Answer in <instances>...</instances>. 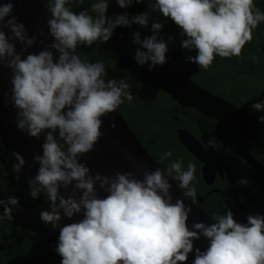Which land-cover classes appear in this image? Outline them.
I'll list each match as a JSON object with an SVG mask.
<instances>
[{"label": "clouds", "instance_id": "9594fccd", "mask_svg": "<svg viewBox=\"0 0 264 264\" xmlns=\"http://www.w3.org/2000/svg\"><path fill=\"white\" fill-rule=\"evenodd\" d=\"M70 2H46L51 17L47 19L48 33H39L44 37L40 43L45 44L49 34L53 42L45 44L47 50L26 57L24 53L38 37H30L13 14L16 0L0 3V69L13 73L9 103L17 110V127L30 137L45 136L43 154L33 156L39 164L38 173L28 183L34 200L46 192L51 202L50 210L41 211L40 219L59 229L55 251L61 264H187L193 251V264H264V215H249L247 223L241 224L227 210L216 215L212 224L189 226L192 207L183 199L173 202L169 180L178 181L184 196L195 203L194 163L189 162L185 170L182 159L174 160L166 169L145 171L140 179L133 171L92 175L87 163L80 162L104 136L102 118L116 112L125 101L131 102L133 95L126 80L107 79L103 62L90 63L77 54L81 45L109 41L120 26L147 28L151 13L158 12L181 29L185 37L182 48L196 52L187 56V61L207 71L216 56H242L264 22V11L254 0H148L149 12L131 18L125 12L109 18L110 0H93L90 8L78 14L67 6ZM143 2L116 0L122 9ZM163 27L161 22L152 23V35L143 40L139 31L134 34L133 42L139 45L135 61L140 66L147 64L149 71L167 63L168 43L160 36ZM16 41L23 45L22 52L17 51ZM251 59L259 62L256 56ZM252 108L264 112V102L254 103ZM258 120L264 123V115ZM111 127H116L115 122ZM208 144L212 147L214 141ZM14 155L18 163L13 168L19 174L25 160L19 153ZM172 155L168 151L160 159L170 160ZM97 185L107 193L105 197L99 196ZM70 186L68 195L60 194L61 187L68 192ZM9 205L22 211L15 196L0 199L4 209L0 221L13 220ZM61 212L69 219L82 213L83 219L62 226ZM201 236L209 241L204 251L194 244Z\"/></svg>", "mask_w": 264, "mask_h": 264}, {"label": "trees", "instance_id": "16d2710c", "mask_svg": "<svg viewBox=\"0 0 264 264\" xmlns=\"http://www.w3.org/2000/svg\"><path fill=\"white\" fill-rule=\"evenodd\" d=\"M91 2L93 0H83V2L71 0L67 6L78 14L79 11L90 8ZM254 3L261 11H264V0H254ZM132 6L134 16L150 11L148 0H144L143 3H134ZM154 22H161L164 25L160 36L168 43L167 66L191 78L212 93L231 101L251 116L258 118L264 115V112H257L252 108L254 103L264 102V22L255 30L253 41L244 47L241 57L227 59L216 56L212 67L207 71L187 61L186 57L194 56L196 52L182 48L181 41L185 37L181 35V29L170 18L163 17L161 13H151L148 27L141 26L143 33L140 25L135 24L136 32L141 33L142 40L152 35L151 24ZM77 52L84 61L103 62L106 65L107 79L117 81L124 79L129 83L133 100L125 101L117 110L163 169H166L171 161L181 159L185 170L189 162L196 165V181H194L197 188L196 203L212 219L216 215H223L227 210H231L238 222L235 211L239 212L243 204L249 208L259 209L261 191L247 178L244 172L247 166L242 164L236 152L229 150L226 152V160L232 166L235 176L231 188H228V184L219 178L215 184L209 186L202 175V163L182 144L176 132L178 128L184 127L197 137L201 132L208 135L218 132L223 137L238 135L233 129L206 117L192 107L179 105L169 94L141 81L129 71L120 69L116 63L115 32L109 41L98 42L91 47L81 45ZM252 56L258 57L259 62H254L251 59ZM214 137L219 140L217 135ZM44 139L45 136L41 135L40 140L44 142ZM247 143L251 151L264 163V152L256 145L248 141ZM168 151L173 153L170 160L161 161V154ZM0 155V186L3 191L8 196H15L19 200L32 198L29 179L15 172L13 168L15 162L10 157L1 137ZM242 180H246L247 184L241 183ZM216 188L220 191L211 192ZM199 198H203V201L200 202ZM43 199H47L46 192L42 193L38 200ZM241 217L247 222L244 215ZM58 238L59 232L35 233L0 221V264H61L62 258L55 251L59 242Z\"/></svg>", "mask_w": 264, "mask_h": 264}, {"label": "water", "instance_id": "95a60500", "mask_svg": "<svg viewBox=\"0 0 264 264\" xmlns=\"http://www.w3.org/2000/svg\"><path fill=\"white\" fill-rule=\"evenodd\" d=\"M7 0H0V3H5ZM47 0H16L14 15L18 18L19 23H23L29 36L36 35L37 42L32 47L28 48L27 54H38L40 51L47 50L45 44L53 42V38L49 34L45 40V44H41V31L48 33L47 19L51 17L48 10ZM128 13L129 18L134 16L133 6L122 9L116 3V0H110L109 10L107 15L109 18L115 15ZM142 33L143 28L140 26ZM8 32L7 29H5ZM116 41V63L120 69H124L133 74L141 81L156 87L159 90L169 94L179 105L192 107L198 110L203 115L215 119L217 122L232 127L238 133L246 136L250 141L257 144L264 150V123L258 119L252 118L242 109L234 105L232 102L217 96L209 90L202 87L200 84L185 76L179 71H175L166 64L157 65L152 71H149V66L146 64L140 66L135 61L136 48L134 45V34L136 32V25L133 24L130 28L120 26L114 30ZM11 36V33L8 32ZM18 52H22L23 45L16 41ZM54 57L58 59V53ZM78 54V52H77ZM80 56V55H79ZM150 64V62H149ZM12 71L8 68L0 69V137L9 151L10 157L15 163H18L15 153H19L24 157L25 166L19 173L27 179L34 178L39 169V164L34 163L33 156L42 153L43 142L37 138L30 137L22 132L17 127V110L14 105L9 103L11 98V84L10 77ZM104 121L102 132L104 136L97 143L95 150L80 157L81 163H87L91 169L92 175L100 173L102 175L114 176L117 172L133 171L137 177L143 179L145 171H155L162 168L160 164L152 157L148 150L137 138L134 131L131 129L125 118L117 110L116 112L102 118ZM115 122L116 127L113 129L111 124ZM178 139L182 144L201 162L202 175L208 185L214 183L218 172L223 174L224 171L228 173V177L232 180V170L227 164L224 151L227 146L235 145L239 154L255 169L260 182L264 180V164H262L250 152L246 144L240 139H229L218 146L214 152L213 146L204 147L201 142L187 129L179 128L177 130ZM58 137V130L56 133ZM1 157V155H0ZM163 169V168H162ZM172 184L173 202L176 199H183L186 205H191L192 212L188 221L189 226L196 222H203L212 224L215 221L195 202L184 196L183 191L178 187L174 180H169ZM97 191L101 198L105 197L107 193L97 185ZM71 192V186L68 192H65L61 187L60 194L68 195ZM8 194L3 191L0 186V199L7 200ZM22 211L17 210L13 206V220H3L23 229L35 233H55L59 229L52 228L51 225H46L40 219V213L43 210H50V201L47 199L34 200H19ZM203 201V198H199ZM3 207L0 206V213L3 212ZM63 217V213L61 212ZM83 219V214H76L69 219L63 217L61 225H67L78 222ZM241 224H246L242 222ZM196 248L202 251L206 250L209 241L201 236L199 240L194 242ZM195 259V251L189 254L187 264H193Z\"/></svg>", "mask_w": 264, "mask_h": 264}, {"label": "flooded vegetation", "instance_id": "af4514ba", "mask_svg": "<svg viewBox=\"0 0 264 264\" xmlns=\"http://www.w3.org/2000/svg\"><path fill=\"white\" fill-rule=\"evenodd\" d=\"M169 67V66H168ZM211 92V91H210ZM214 94V93H213ZM216 95V94H215ZM218 96V95H217ZM225 99V98H224ZM227 100V99H226ZM229 101V100H228ZM231 102V101H230ZM234 104V103H233ZM235 105V104H234ZM237 106V105H236ZM238 107V106H237ZM240 108V107H239ZM242 109V108H240ZM243 110V109H242ZM244 112H246L245 110H243ZM247 113V112H246ZM248 114V113H247ZM249 116H251L250 114H248ZM207 117V116H206ZM252 118H256L258 119L257 117H254V116H251ZM209 118V117H208ZM213 119V118H212ZM215 120V119H214ZM222 124V123H221ZM224 125V124H223ZM227 126V125H225ZM230 127V126H228ZM184 128V127H182ZM231 129H233L232 127H230ZM179 129V128H178ZM177 129V130H178ZM187 129V128H185ZM176 130V132H177ZM188 130V129H187ZM233 131L235 133H237L238 135L236 136H228V137H223L222 135H220L218 132H212L210 133L209 135L206 134L205 132H201L200 136L197 137L196 135H193L201 142V144L204 146V147H207V144H206V141L209 142L210 140H213L214 141V144H213V151L215 152L217 149H218V146L223 143L224 141L226 140H229V139H240L241 141H243L246 146L249 148L250 152L256 157V159H258L262 164H264L250 149L247 141L249 143H252L253 145H256L258 148H260L257 144L253 143L252 141H250L246 136H244L243 134L241 133H238L237 131H235L233 129ZM178 134V133H177ZM215 135H217V137L219 138V140H216L215 139ZM239 135H241L243 138H241ZM263 152L264 150L262 148H260ZM231 151V152H236L237 155L239 156V158L242 160V164L247 166V170H244V172L246 173L247 175V178L251 181V183L253 185H255L260 191H261V194L259 195V202H258V205H259V209H256L255 207H252V208H249L248 206H246L245 204L242 205L241 207V210L239 212L235 211V215H236V218L238 220L239 223H242V222H245L247 223L241 216L244 215L246 218L249 216V215H264V180L262 182H260V180L258 179V176L254 177V175L256 174V171L255 169H253L251 167V165L239 154L237 148L235 145H230V146H227L225 151H224V157H225V160H226V152L227 151ZM227 164L230 166L231 170H232V175H233V179L230 180L229 177H228V173L226 171L223 172V174L221 175L220 172L217 173L216 175V179L214 181V183H212L211 185L215 184V182L217 181V179L219 178L221 181H225L227 184H228V188H231V186L233 185V182H234V179H235V176H234V171H233V168L232 166L228 163V161L226 160ZM202 166H203V163H202ZM202 166H201V170H202ZM206 182V181H205ZM207 184V183H206ZM208 185V184H207ZM209 185V186H211ZM214 191H220L219 188H216V189H212L211 192H214Z\"/></svg>", "mask_w": 264, "mask_h": 264}]
</instances>
